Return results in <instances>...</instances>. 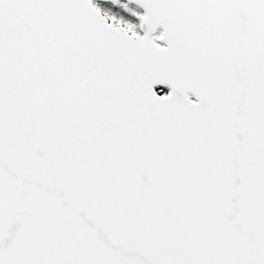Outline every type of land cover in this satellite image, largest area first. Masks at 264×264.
<instances>
[{"label": "snow or ice", "instance_id": "snow-or-ice-1", "mask_svg": "<svg viewBox=\"0 0 264 264\" xmlns=\"http://www.w3.org/2000/svg\"><path fill=\"white\" fill-rule=\"evenodd\" d=\"M0 264H264V0H0Z\"/></svg>", "mask_w": 264, "mask_h": 264}]
</instances>
